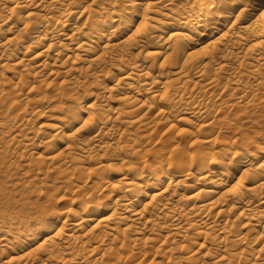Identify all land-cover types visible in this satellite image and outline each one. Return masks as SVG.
<instances>
[{
	"label": "bare ground",
	"instance_id": "6f19581e",
	"mask_svg": "<svg viewBox=\"0 0 264 264\" xmlns=\"http://www.w3.org/2000/svg\"><path fill=\"white\" fill-rule=\"evenodd\" d=\"M261 6L258 0H0V79L7 80L4 71L16 79L8 90L0 82V174L19 171V159L42 131L46 151L27 163L29 182L45 180L47 170L75 171L69 184L91 188L77 197L74 186L57 191L50 204L71 202L54 208L56 231L48 217L38 226L12 218L1 223L0 264H264V151L246 157L234 151L230 163L217 159L216 166L178 173L172 160L140 165L129 154L116 174L112 155L88 175L74 167L111 154L128 125L147 131L155 118L166 124L177 113L198 122V131L207 129L216 89L234 93L243 77L264 80ZM24 87L26 94L48 90L43 98L70 114L67 125L40 124L32 132L40 112H27L28 96L19 97ZM181 133L194 136L186 128ZM127 146L115 156L121 147L139 151ZM174 146V153L182 150Z\"/></svg>",
	"mask_w": 264,
	"mask_h": 264
},
{
	"label": "rangeland",
	"instance_id": "374dc122",
	"mask_svg": "<svg viewBox=\"0 0 264 264\" xmlns=\"http://www.w3.org/2000/svg\"><path fill=\"white\" fill-rule=\"evenodd\" d=\"M258 1L262 2L261 11H264V0ZM127 15L128 13L125 14V17ZM200 48H202V45L190 47L186 53L194 52ZM244 72L246 73V71ZM3 77H6L8 80L5 81L0 79V82L6 86V90L16 83V79L8 72L4 71ZM39 79L42 78H38L37 80ZM104 83L103 86H111L108 81H104ZM43 86L45 88V85ZM23 90L24 91L21 92L19 97L23 98L24 96H28L27 100L24 102V107L27 109V112H40L39 115L32 117L31 125L34 127L32 132L35 133L40 124L57 127L67 125L70 114L63 111L60 103L58 104L52 97L46 96L43 98L44 95L49 94V92H46L48 90L45 89L40 93L33 90L29 91V94H26V91H28L27 87H24ZM220 90V87L215 90V99L213 102L209 103L211 118L209 121L210 125H208L207 129H200L198 131V122L192 119L190 120V116L188 115L178 116L177 113L173 119L171 118V120H169L170 122L166 124H164L165 119L159 120L155 118L153 126L151 125L152 127L150 129L146 128L147 131L143 126L130 127V125H128V131L123 138L124 140L115 146L116 149L112 152L110 151L111 154H104L105 156L97 154L93 156L92 160L85 161V164H77L78 166L74 167L84 171L82 172L83 174L88 172V175L92 169L94 170L99 166L97 163L94 164L96 161H98V163H105L107 158L111 157L109 155H112L114 160L111 163L114 165L113 167L116 171L113 172L116 174L121 169L122 158L129 154L133 157L135 155L137 161L140 160L138 161L140 165L150 164L152 166L155 165V167H161L162 165H167L169 160H172L174 165L171 170L173 173H178L181 171L184 172L190 167L194 169L202 164L203 166L205 164L209 165L210 163L215 165L217 159L218 162L223 159L224 162L226 160L228 163L234 151H237L239 154L241 153L244 157L248 154H259L261 151H264V80L252 76H248V78L243 77L242 84H240V87L236 89L234 93L230 91L220 93ZM4 95L6 97L8 96L7 94ZM81 98L82 97L79 96L80 100ZM92 102L93 100L90 99L87 104ZM110 116H112V114L106 115V117ZM181 117L187 118L188 121H184ZM182 128L188 129L195 137L191 136L192 138L190 139V135H183L184 133H181ZM36 134L37 136L33 141L35 146L28 147L26 153L19 159L21 165L19 171L13 174L4 172L0 174V224L12 218L20 223L33 222L38 226L44 218L48 217V222H52L51 226H53L54 231H56L60 229L61 222L60 219L57 220V211H55L54 208L59 210L64 209L63 207L71 201H68L69 199L64 200V202L55 206L50 204V200H52V198L57 199L53 196H56L59 190L63 191L68 186H76L74 184L70 185L68 182L75 171L67 176L63 174V176L62 174L59 175L57 172L47 170L49 171L46 178L47 180L29 182L28 175L30 174L28 171L30 168H28L27 163L32 159L33 153H37L38 151L45 153L46 151L43 149L46 140L42 138V131H37ZM147 137H149L150 140ZM42 139L43 143L39 144V141ZM146 139H148L149 142H145ZM200 142L203 143V145L199 146V148L198 145ZM126 144L130 145V147L127 146L129 149L133 145V147L136 149L138 148L139 151L134 154V151L124 149L126 147H121L120 152L123 150V153L121 152V157L117 158L115 156L116 152L119 151V149L117 151V148L126 146ZM175 144L182 148L179 153H174L172 150ZM60 147H63V145ZM22 151L23 149L21 148L16 155L19 156ZM116 155L120 156L119 154ZM214 158L216 160H214ZM81 186L82 185H80V187L76 186L77 189L73 187L74 191L69 189L65 190L67 192L72 191V193L76 192V194L73 195L74 197L91 190V188H87L86 190H84V188L81 189ZM69 197H71V193ZM189 237L192 242H196L194 245L196 247L199 241L195 239L193 232H191V234L189 233ZM38 245L39 242L33 244L31 247H36ZM184 252L185 251H178L175 256L186 255ZM160 260L162 259L159 256L157 261ZM204 260L209 262L208 258ZM181 264L188 263L181 261Z\"/></svg>",
	"mask_w": 264,
	"mask_h": 264
}]
</instances>
